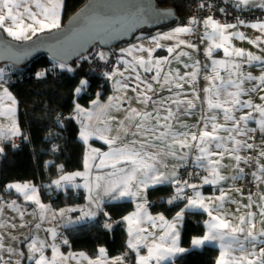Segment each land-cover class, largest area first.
<instances>
[{
	"label": "snow or ice",
	"instance_id": "6c2138e0",
	"mask_svg": "<svg viewBox=\"0 0 264 264\" xmlns=\"http://www.w3.org/2000/svg\"><path fill=\"white\" fill-rule=\"evenodd\" d=\"M205 6L200 5L201 8ZM234 6L241 11L253 6L264 9V0L259 3H255V0H235ZM62 8L63 0H0V31L15 41H28L46 31L59 32ZM219 11L223 13L226 10L220 8ZM104 17L103 12L94 11L92 15L79 18V22L85 25V29L91 24L99 35L106 31ZM237 20L240 25L246 24L239 17ZM201 23L205 28L200 37L201 42L205 39L211 42L205 49V55L211 60V70L209 73V65H203L206 73L203 79L207 81V86L198 92L195 81L202 70L199 60L191 65L183 63L184 71L165 66L171 63L170 58L180 62L183 57L189 56L187 52L177 51L182 46L198 51L196 44L180 37L193 34L194 26ZM236 26L220 23L212 15L202 20L193 16L186 24L174 28L170 33L153 37L150 47L137 44L120 49L117 59L103 73L105 80L114 85V94L101 101V92L97 91L95 98L91 99L90 108H84L76 102L73 105L75 117L80 118L82 130L79 135L84 143L94 136L109 146V151L103 153L92 149L98 158L94 166L110 171L98 174L94 180L88 179L84 183L83 187L88 191L89 210L62 209L52 213V220L57 216L63 218L66 212L77 211L82 212V215L74 221L69 219L68 223L87 222L97 212L108 217L109 214L103 211L105 197L111 201L136 199V211L122 218L128 224L127 248L135 253L134 264H152L153 261L161 264L162 261L174 260L190 251L180 246L177 222L182 221L185 209L200 210L209 219L205 221L206 232L191 239L192 248L218 243L219 255L215 264H264V228H257V224H264V163H261L264 159V18L246 25L259 33L249 40L250 44L262 49L259 55L252 51L245 52L229 43L232 36L241 40L246 38L243 32H228ZM159 39L176 40L173 46L166 49L168 56H154L155 50L163 47ZM220 49L225 58H212L214 51ZM96 56L106 64L109 63L105 52L98 51ZM255 66L260 68L259 74H253ZM57 67L68 72L74 71L60 57L51 69L37 72L36 78H44L47 72ZM219 69L223 70V74ZM5 75L4 69H0V117L10 119L11 124L6 129L0 127V140L21 135L14 119L16 100L5 86ZM246 84L249 86L245 87ZM186 86L192 89L191 93L185 91ZM89 87L88 79H80L74 88V95L79 97ZM200 92L204 93V97H201ZM254 94L259 96L261 103L253 102ZM196 101H200V104ZM197 111L200 115L194 126L184 122V118L195 115ZM120 113L123 115H118ZM93 120L95 123H92ZM252 122L254 126H250ZM3 151L0 147V153ZM225 158L232 163H222ZM169 159L178 162L170 172L167 163ZM241 165L254 170L246 174ZM189 167L194 171H186L185 176L198 178L200 185L180 176V169ZM227 167L232 168L233 175L223 174V169ZM85 168H89L87 160ZM195 169H202L207 174L196 172ZM249 174L252 178L250 183L259 192L248 191L249 203L230 210L227 205L239 202L229 193L234 189L243 196L245 190L235 188V182ZM83 176L85 173L77 171L61 175L53 183L59 187L62 183L71 184L77 177ZM165 184L175 185V194L168 200L169 204L180 199L186 200L184 208L176 213L171 222L162 215H149L145 207L147 190ZM202 185L217 186L218 194L205 197L198 190ZM7 188L15 189L25 201H31L39 207L37 219L40 222L34 225L39 230L41 223L47 219L49 208L41 203L36 188L27 183L10 184ZM187 189H191L194 195H187ZM93 192L96 196H93ZM5 206L17 212L23 220L25 213L15 201L0 202V213ZM26 226L25 223L0 222V229ZM104 226L110 228L111 224L106 221ZM157 227L163 229L159 237L150 231ZM47 231L55 241L56 229ZM11 239L15 240L16 237ZM24 240L27 241L29 253L26 258L34 264H67L68 260L76 258L72 254L61 253L54 242L49 243L35 236L31 239L26 236ZM62 243L68 244L67 239H63ZM142 247L147 248V255L140 254ZM46 248L51 249V256L45 254ZM99 254L96 260H89V264H125L127 258L125 253L105 261L104 248L99 249ZM79 255L87 259L83 253ZM13 256L23 258L25 253L11 245L6 246L4 237L0 235V264H21V260H13Z\"/></svg>",
	"mask_w": 264,
	"mask_h": 264
},
{
	"label": "trees",
	"instance_id": "16d2710c",
	"mask_svg": "<svg viewBox=\"0 0 264 264\" xmlns=\"http://www.w3.org/2000/svg\"><path fill=\"white\" fill-rule=\"evenodd\" d=\"M85 2L86 0H66L62 25ZM158 5L173 7L178 17L188 14L186 0H158ZM57 63L47 54L38 55L24 66L7 63V82L19 99V120L24 132L22 139H26L20 144H6L1 153V200H20L19 195L7 186L13 182L33 180L39 186L42 198L55 207L63 208L86 201L83 188L70 187L63 190L53 182L61 175L81 170L84 166L87 146L79 138L80 123L73 112L74 102L88 106L97 91L101 92L102 97L109 94L111 85L103 78L90 77L87 74L89 61L82 57L67 64L74 69L73 72L57 67L54 71L47 72L44 78H36L37 72L51 69ZM80 79H88L90 87L77 97L74 95V88ZM172 193L173 186H161L150 190L149 196L153 200ZM180 206L176 202L167 204L165 201L158 205L150 204L152 210L162 211L166 215H172ZM106 209L108 217L102 216L94 222L79 224L67 230L68 244L61 242L63 250L85 251L92 257L99 255L100 248L106 249L111 256L126 251L128 234L122 218L133 209V203L125 201L108 204ZM109 217L111 227L106 228L102 221L109 220ZM206 219L204 213L187 214L182 236L183 246H191L193 237L205 233ZM218 253L217 248L205 246L191 249L174 262L166 264H215ZM23 264L34 263L25 260Z\"/></svg>",
	"mask_w": 264,
	"mask_h": 264
},
{
	"label": "crops",
	"instance_id": "0c3cea01",
	"mask_svg": "<svg viewBox=\"0 0 264 264\" xmlns=\"http://www.w3.org/2000/svg\"><path fill=\"white\" fill-rule=\"evenodd\" d=\"M233 1L235 2V0H233ZM259 2H261V0H255V3H259ZM65 5H66V0H63V8H62V11L60 12L61 26L63 24V19H64ZM252 8H255V6H253ZM252 8H250V9H252ZM245 9H249V8H245ZM190 17H192V16H189V18ZM219 22L220 23H224V22H221V21H219ZM252 22H255V21L246 22L245 25H240L238 23V24H236L237 25L236 28L229 29L228 30L229 33H232V32H243L245 37H246L245 39L241 40V39H239L236 36H232L230 38L229 43L235 48H241L245 52L252 51L253 53L259 55V54H261L262 49L258 48L255 44H250L249 43V40H252L257 35H259V33H257V31L255 29H252V28L246 26L247 24H250ZM178 26H182V25H179L177 22H175L174 24H171V25L165 26V27H161V28H158V29H155V30L141 31L134 37L133 40H131V41L127 42V43H121L119 46H117L118 47V56H119V53H120V49H122V48L123 49H127V48L131 47L132 45L143 44L145 47H150V46H152V38L153 37H160L162 34L170 33L174 28H176ZM204 32H205V28H204L203 24L201 23V24H198V25L194 26V33L193 34L185 35V36L180 37L182 39L188 40V41L196 44L197 47H198V51H194L192 49H189L187 47H183L182 46L177 51L187 52V53H189V56L183 57V60L180 61V62L170 58L171 63L169 65L165 66L166 68H171L173 70L176 69V68H180L181 71H184L185 69L183 68V63L186 62L189 65H191L195 61L199 60L202 70L200 72V75L197 77V79L195 81V87H196V90L198 92L200 91V89H202L203 87L207 86V81H205L203 79L204 75L206 74L205 71L203 70V65H205V64L209 65V69H208L209 73H210V70H211V60L205 55V49L207 48L208 44L211 43V42L207 41L206 39L204 40V42H201V40H200V37L204 34ZM159 43L163 47L156 49L155 53H154V56H156V57H164V56H168V53H167L166 49L169 46H173L176 43V40L175 39H172V40L159 39ZM125 58L129 59V57H125ZM212 58H214V59H224L225 57L223 55V50L222 49L215 50L214 53H213V57ZM244 67H245V69L248 68L247 65H245ZM0 69H4V72L6 74L5 75V80L8 81V77H7V74L9 73L8 64H1L0 65ZM219 70L221 71V74H223V70L222 69H219ZM259 72H260V68L258 66H255L254 69H253V74H259ZM110 85H111V92L109 94L103 96V97L101 96L100 97L101 101H105L107 99V97H109V96L114 94V85L112 83H110ZM5 86L8 87L9 92L12 94V96L16 100L14 119H15L16 124L19 127L21 135L11 136L8 139L0 140V147H2L3 149L5 148L6 144H13L16 141H18L20 138L22 139V136L24 135V132H23V129H22L21 125H20V120H19V99L16 97V95L12 91V89H11L10 85L8 84V82H7V84ZM248 86L249 85H247V84L245 85V87H248ZM191 90H192L191 88L186 86L185 91L191 93ZM164 94L167 95V93H164ZM200 95H201V97H204V93L203 92H200ZM252 100H253L254 103H261V101L259 100V96L256 95V94H254L252 96ZM5 103L7 104L9 102L5 101ZM196 103L200 104V101H196ZM80 105L82 107H84V108H90L91 107V103L88 106H84L82 104H80ZM113 114L117 115L116 113H113ZM118 115L122 116L123 113H120ZM199 115H200V113H199V111H197L195 113V115H193L191 117L184 118V122L187 123L190 126H194L196 124V122H197V118L199 117ZM77 119H78V121L80 123V118L77 117ZM92 123H95V120H93ZM10 124H11V120L10 119H8L6 117H0V127H3V128L6 129V128H8L10 126ZM250 126H254V122H252L250 124ZM81 130H82V125L80 123V132H81ZM80 132H79V134H80ZM79 138H80V135H79ZM24 139H26V138H24ZM85 144L87 146L86 155H85V161L87 160V163L89 165V168L86 170L85 162H84V166L81 169V170L84 169V171L82 173H85V176L77 177L74 181L71 182V184L63 183V185H64L63 188H62L61 185L58 187L60 189L66 190V189H68L70 187L71 188H79V187H75V185H77V184L81 185V188H83L84 191H85V197H86L85 203L69 205V206H65L63 208H58V207H55L50 201H46V200H44L42 198V195H41V192H40V188H39L38 185H36L34 183L33 180H26V181H22V182L10 183V184H14V183L25 184V183H27V184H30V185L34 186L36 188V190H37V196L40 199L41 203H43L44 205L48 206L49 212L46 214L47 219H45L41 223L40 229L37 230L34 227L35 223L40 222L37 219V217L39 216V212H40L39 207L37 205H35L31 201H25L24 197L21 194L17 193L15 191V189H10V190H12L15 193H17L19 195V197H20V200H18V199L1 200L0 199V202H7V203H10L11 201H15L16 205L25 213V215L23 217V220H21V218H20V216H19V214L17 212L13 211V209L8 208L6 206L3 208V212L0 213V222H8L9 224H11V223H16V224L25 223L27 225L26 227H22V228L21 227H17V228L7 227V228L0 229V235H2L4 237V243H5L6 246L11 245V246L15 247L17 249V251H23L25 253V256L23 258L20 257V256H13L12 257L13 260L19 259V260H21V264H23V262L25 260L28 261V262H33L32 260H28L26 258L27 255L29 254L27 246H26L27 241L24 240V238L26 236L29 237V239H31L33 236H35L38 239L47 240L49 243H53L54 242V243H56L58 245L60 252L63 253L64 255H69V254L74 255L76 258L68 260L67 264H89V260H93L94 261L100 256V254H99L97 257H92L87 252L80 251V250H77V251L72 250V251H69V252H65L63 250V248H62V245H61L62 240L63 239H67L66 231L71 229V228H75L79 224L86 223V222H81L79 224L68 223L69 219H71L73 221L76 220L80 215H82V212H80V211H77V212H66V214H65V216L63 218H61L59 216H57L55 220H52V218H51L53 212H57L58 213L62 209L66 210V209H69V208H75V209H82V210H85V211L89 210V201H88V198H87L88 197V191H87L86 188L83 187L84 183L88 179L94 180V177L96 175H98V174L103 175V174H106L108 171H110V169H97L94 166L95 163H98V158H97V153L92 151V149H98L100 153L107 152V151H109V146L106 145L103 142V140L97 139L94 136L90 137L88 142L85 143ZM241 154L243 155V153H241ZM1 160H2V155L0 153V164H1ZM167 163L169 165V172H170L171 169H172V166L174 164L178 163V162L169 159L167 161ZM222 163H224L225 165H230L232 162L229 159L225 158ZM261 163H264V159L261 160ZM241 166L245 168V173L246 174L250 173V171L254 170V169L250 168L247 165H241ZM81 170H78V171H81ZM75 172H77V171H75ZM204 174H207V173H204ZM223 174L227 175V176L233 175L232 168L231 167H227V168L223 169ZM247 177H250V180L252 179L250 174L246 175V177L244 179L236 181L234 187L235 188L244 189V185L246 183ZM161 186H173V185L172 184H165V185H158L156 187L149 188L147 190V204H146L145 207H146V210H147L149 215H151L153 217H157V216L162 215V216H164L165 220L171 222L173 220V218L176 216V213L181 211V209L184 208L186 200L180 199V200H176L175 201L176 204H181V206L172 215H166L162 211H154V210H152V208L150 207L151 203H150L149 191L154 189V188L161 187ZM216 187L217 186L203 185L198 190L202 193V195H204L205 197H208V196H214V195L218 194L217 191H216ZM225 187H229V185H225ZM251 191L258 193L259 189H257L254 185H252V190ZM247 193L248 192L244 191V195L241 196L240 193L236 192L233 189L229 193V195L232 198H234L236 201H238L239 203L238 204H229V205H227V207L230 210H234L236 207H238L240 205L249 203V201L247 199ZM101 195H102V193H101ZM93 196H96L95 192H93ZM104 200H105V203L103 204V211H105V212H107L106 206L108 204L125 202V201L132 202L133 203V209L129 213H127L125 216H128L131 213L136 211V204L138 202L136 199H133V198H125V199H122L120 201H111V200H109L108 198L105 197ZM189 212L203 213L200 210L185 209L182 221L177 222V227H178V230L180 232V241H179L180 242V246L184 247L186 249H190V250L191 249H201V248H203L205 246H212V247L217 248L218 252H219L218 243H208L205 246H202L200 248H192L191 246H189V247L183 246V244H182L183 230H184V226H185L186 217H187V214ZM204 214L207 217L206 220H208L209 217L207 216L206 213H204ZM241 214H243V209L241 211ZM102 216L104 217L102 212H97V215L94 218L88 220L87 222H94V221L98 220ZM257 219H259V217H257ZM122 222H123V225L126 228V231H127V234H128V224L123 219H122ZM159 224H160V222L157 221V225H159ZM145 226H147V225H145ZM51 228H55L56 232H57V238H56L55 241L52 240L51 234L47 231L48 229H51ZM257 228H264V224H257ZM205 229H206V224H205ZM150 231L154 232L156 237H159L160 235L163 234V229H161L160 227H157L155 229H150ZM11 237H16V239L12 240ZM195 237H199V236H195ZM128 239H129V235H128L127 241H128ZM80 253H83L84 256L87 257V259L81 257L79 255ZM125 253H127V258H126L125 264H134L135 253L131 252L128 248L126 249V251L121 252V253H119L117 255H114V256L109 255L107 250H106V257L104 259H105V261H110L112 258H115L117 256H121V255H123ZM45 254L48 255V256H51V249L50 248H46L45 249ZM140 254L141 255H147V248H143L142 247L141 250H140ZM4 255H5V259H7L8 258L7 254L4 253ZM218 255H219V253H218ZM177 258H175L174 260H170V261L169 260L162 261L161 264L174 262ZM152 264H155V262L153 261Z\"/></svg>",
	"mask_w": 264,
	"mask_h": 264
},
{
	"label": "water",
	"instance_id": "95a60500",
	"mask_svg": "<svg viewBox=\"0 0 264 264\" xmlns=\"http://www.w3.org/2000/svg\"><path fill=\"white\" fill-rule=\"evenodd\" d=\"M94 11L105 14L106 31L99 35L91 24L85 29L79 22V18L92 15ZM177 18L173 7H161L158 0H86L68 17L59 32L52 30L28 41H15L0 31V65L24 66L41 54L56 61L63 57L64 63L71 64L96 45L110 49L133 40L141 31L158 29Z\"/></svg>",
	"mask_w": 264,
	"mask_h": 264
},
{
	"label": "built area",
	"instance_id": "2783aa9c",
	"mask_svg": "<svg viewBox=\"0 0 264 264\" xmlns=\"http://www.w3.org/2000/svg\"><path fill=\"white\" fill-rule=\"evenodd\" d=\"M186 2L188 5L189 14L182 15L177 18V23L179 25L186 24L187 20L189 19V16H192V17L195 16L199 20H202L206 18V16L212 15L213 18L216 20H219L224 23H233V24H238L237 17L245 20V22H251V21H255L258 18H264V9L255 7L252 9H244L243 11H241L240 9L234 6L235 2L233 0H186ZM201 4H205L206 6L204 8H201L200 7ZM220 8H224L226 11L222 13L221 11H219ZM229 9H230V12H229ZM98 51H103L106 54H108V57H109L108 64H106L104 61L99 60L97 58L96 53ZM116 55H117L116 46L110 49H104L100 45L94 46L89 52H87L86 54L82 56L83 59L89 61V67L87 69V74L90 77L97 76L105 80L103 73L109 70L110 64L113 61H115L117 58ZM106 82L111 83L109 81H106ZM186 171L191 172V171H194V169L192 167H189L187 169L181 168L180 176L189 179L190 182L192 183H197L198 185L201 184V181L198 178L186 177L185 176ZM195 171L201 172L202 174H204L201 169H195ZM250 181H251L250 177H247L246 183L244 185V190L246 192L252 190V184L250 183ZM202 186H200L198 189H200ZM174 194H175V185H173V193L171 195L166 196V197H158L156 199L150 200V202L152 204L158 205L165 201L167 204H169L168 200L171 199V197ZM186 194L194 195L191 189H187ZM106 221H108L111 224V221L106 220V219L102 221V224L105 225Z\"/></svg>",
	"mask_w": 264,
	"mask_h": 264
},
{
	"label": "rangeland",
	"instance_id": "374dc122",
	"mask_svg": "<svg viewBox=\"0 0 264 264\" xmlns=\"http://www.w3.org/2000/svg\"><path fill=\"white\" fill-rule=\"evenodd\" d=\"M188 14H189V10H188ZM187 14V15H188ZM116 49H117V55H116V57L118 56V48H117V46H116ZM108 55V54H107ZM24 140V138L23 139H19L18 141H16L15 143H13V144H20L22 141ZM84 171V169L83 170H81V171H79V172H83ZM73 172H68V173H65V174H63V175H68V174H72ZM75 173V172H74ZM61 186H62V188L64 187V185H63V183L61 184Z\"/></svg>",
	"mask_w": 264,
	"mask_h": 264
}]
</instances>
